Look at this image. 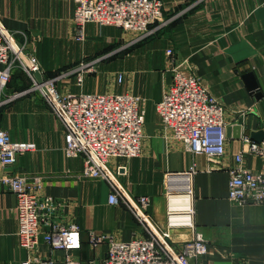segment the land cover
Segmentation results:
<instances>
[{
	"label": "crops",
	"instance_id": "1",
	"mask_svg": "<svg viewBox=\"0 0 264 264\" xmlns=\"http://www.w3.org/2000/svg\"><path fill=\"white\" fill-rule=\"evenodd\" d=\"M160 1L170 20L139 40H134L132 31L94 22L86 23L83 39H77L73 0H0V21L17 41L23 42L25 34L26 49L33 51L46 76L95 60L82 86L74 75L57 80L61 92H128L143 98L141 152L128 160L110 157L107 165L113 171L126 165V173L116 178L130 197H150L148 212L155 225L165 223L168 177L181 178L173 181V186L180 185L181 175L188 173L189 182L186 179L182 188L190 183L194 231L208 246L197 263L264 264V203L237 204L227 195L228 169L239 151L244 167L264 172V154L247 152L243 141L250 131H264V0ZM168 47L174 49L175 64L192 70L223 104L224 120L231 128L220 159L188 153L160 122L156 104L171 79ZM247 73L257 88L249 86ZM30 87V79L16 65L0 92V128L12 140L35 145L18 155L10 171L31 182L38 179L40 186L34 185V190L62 203L54 219L78 225L81 245L74 250L55 249L41 234L34 249L21 246L15 193L0 186V264H20L28 257L38 258L30 264H65L67 255L101 263L107 243L92 246V232H108L116 240L128 241L143 230L126 205L108 201L109 181L83 175L82 157L65 156L62 121L44 95ZM14 93L18 94L7 99ZM235 125L241 126L239 137L233 136ZM259 142L264 146V138ZM47 228L43 224L41 230ZM194 231L174 227L167 239L179 250Z\"/></svg>",
	"mask_w": 264,
	"mask_h": 264
},
{
	"label": "built area",
	"instance_id": "2",
	"mask_svg": "<svg viewBox=\"0 0 264 264\" xmlns=\"http://www.w3.org/2000/svg\"><path fill=\"white\" fill-rule=\"evenodd\" d=\"M75 8L73 20L76 38L84 37V27L88 22L98 25L117 26L138 34L140 39L164 26L170 17L163 15L160 0H73ZM0 24V92L10 78L11 69L19 65L31 81V89L39 90L51 109L62 121L64 132L63 152L66 157H82V174L104 178L110 183L108 201L123 203L137 218L143 233L128 241L116 240L108 232H92L89 242L92 246L107 243V252L101 263L94 260L81 262L67 255L65 264H198L197 260L208 252L205 238L194 231L191 187L182 188L189 182L188 173H183L182 184L174 185L179 177H168L170 182L166 192V217L164 226L151 221L148 208L150 197L141 194L130 197L119 184L109 177L101 166H105L114 179L126 173V165H118L111 170L107 163L110 157L129 159L139 155L143 137L144 109L142 97L137 94L120 92H61L56 82L75 76L76 84L82 86L84 75L92 69L95 60L83 61L76 66L62 70L53 76L44 75L33 51L26 49L24 41H17L8 31L7 37ZM11 40H14L16 49ZM28 58L29 64L20 56ZM171 70V79L161 99L156 104V112L169 134L179 140L184 149L193 155L203 154L220 159L225 153L227 140L224 107L208 90L199 77L190 69L175 64L172 47L165 50ZM39 71L42 82H38L34 72ZM122 79V74H117ZM46 87L47 94L43 87ZM19 93V92H18ZM18 93L7 97L11 99ZM246 151L256 155L264 154V146L245 135ZM30 141L12 140L8 132L0 128V186L11 190L16 196L17 238L21 246L34 249L42 234L43 240L55 249L74 250L81 245L80 229L75 223L64 224L54 217L62 203L51 195L34 190L40 184L28 181L26 176L10 171L18 155L34 149ZM243 151L234 156V164L229 167L228 198L237 204L264 203V172L253 171L243 166ZM187 174V175H186ZM178 179V180H177ZM36 180V181H35ZM35 182V183H33ZM33 183V185H32ZM35 185V186H34ZM183 193L187 201L171 203L175 194ZM43 224L48 225L41 230ZM183 227L193 230V235L184 240L179 250L168 241L170 229ZM163 238L166 245L155 234ZM37 257H28L20 264H30Z\"/></svg>",
	"mask_w": 264,
	"mask_h": 264
},
{
	"label": "water",
	"instance_id": "3",
	"mask_svg": "<svg viewBox=\"0 0 264 264\" xmlns=\"http://www.w3.org/2000/svg\"><path fill=\"white\" fill-rule=\"evenodd\" d=\"M0 24H1V21H0ZM3 32H4V34L7 36V37H9V33H8V31L7 30H5V29H3ZM11 42H12V44H13V46L16 48V49H18L17 48V46H16V43H15V41L14 40H11ZM20 56L22 57V59L25 61V63L26 64H29V61H28V58H27V56L25 55V54H23L22 52H20ZM34 76H35V78H36V80L38 81V82H42V75H41V73L39 72V71H36V72H34ZM247 78H248V81H249V86L251 87V88H257V83H256V81H255V79L253 78V76H252V74H250V73H247L246 75H245ZM44 88V90H45V92L47 93V94H49V92H48V90H47V88L44 86L43 87ZM256 95L257 96H261L262 95V92L261 91H259V90H257V93H256ZM230 128H231V126H228L227 128H226V134H227V136H229L230 134ZM233 129H234V133H233V136H235V137H239L240 136V132H241V126L240 125H235L234 127H233ZM250 138H252L253 140H255V141H261L263 138H264V131L262 130V129H258V130H256V131H250ZM101 166L104 168V170L107 172V174L109 175V177L116 183V185L117 186H119V183H117V181L114 179V177L111 175V173L108 171V169L105 167V166H103L102 164H101ZM120 187V186H119ZM154 230V229H153ZM154 232H155V234L159 237V239L166 245V243H165V241L163 240V238L154 230Z\"/></svg>",
	"mask_w": 264,
	"mask_h": 264
},
{
	"label": "bare ground",
	"instance_id": "4",
	"mask_svg": "<svg viewBox=\"0 0 264 264\" xmlns=\"http://www.w3.org/2000/svg\"><path fill=\"white\" fill-rule=\"evenodd\" d=\"M186 187V185H185ZM175 201H179V202H184L187 201V196L184 194H178V195H174L172 197L171 203L175 202Z\"/></svg>",
	"mask_w": 264,
	"mask_h": 264
},
{
	"label": "rangeland",
	"instance_id": "5",
	"mask_svg": "<svg viewBox=\"0 0 264 264\" xmlns=\"http://www.w3.org/2000/svg\"><path fill=\"white\" fill-rule=\"evenodd\" d=\"M156 32V31H155ZM155 32H153V33H155ZM153 33H150V34H148V35H146L145 37H150L151 35H153ZM138 34H136L135 33V38H134V40H139V38H138ZM144 38V37H143ZM140 39H142L141 37H140ZM70 68V67H69Z\"/></svg>",
	"mask_w": 264,
	"mask_h": 264
}]
</instances>
